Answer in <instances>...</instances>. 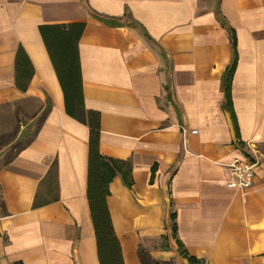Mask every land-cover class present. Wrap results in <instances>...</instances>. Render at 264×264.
<instances>
[{"label": "crops", "instance_id": "1", "mask_svg": "<svg viewBox=\"0 0 264 264\" xmlns=\"http://www.w3.org/2000/svg\"><path fill=\"white\" fill-rule=\"evenodd\" d=\"M77 21L100 152L131 167L132 184L119 174L107 196L125 264L141 250L191 264L180 246L202 264H264V0H0V264H100L89 127L67 114L39 31ZM19 46L34 68L25 91ZM49 103L2 164L17 106L33 121ZM245 157L259 162L254 185L228 187L227 165Z\"/></svg>", "mask_w": 264, "mask_h": 264}, {"label": "trees", "instance_id": "2", "mask_svg": "<svg viewBox=\"0 0 264 264\" xmlns=\"http://www.w3.org/2000/svg\"><path fill=\"white\" fill-rule=\"evenodd\" d=\"M84 29V21L39 26L42 40L64 94L66 112L89 127L87 197L97 240L99 262L100 264H125L122 247L114 230L107 196L109 182L119 174L128 185L132 184L131 167L127 161L105 157L100 152L101 115L98 111L86 109L82 89L78 45ZM15 64L16 85L25 91L34 68L22 46H19L17 50ZM228 87L226 85L227 90ZM50 108L51 103L44 110L41 123ZM37 131L30 141L33 140ZM34 206H37L36 201ZM171 218H175L174 213L171 214ZM180 253L186 256L191 264H202V261L189 255L181 246ZM138 256L142 264H169V262L155 260L145 250H141Z\"/></svg>", "mask_w": 264, "mask_h": 264}, {"label": "rangeland", "instance_id": "3", "mask_svg": "<svg viewBox=\"0 0 264 264\" xmlns=\"http://www.w3.org/2000/svg\"><path fill=\"white\" fill-rule=\"evenodd\" d=\"M21 107L17 106L16 115L12 118L10 123H5L7 131L1 136V141L3 144L11 141H13V143L2 156V164H6L14 153L30 141L40 126L43 118L44 111L31 121L34 117L30 115L31 113H29L28 110L25 111L26 108L24 105ZM169 264L180 263L171 261Z\"/></svg>", "mask_w": 264, "mask_h": 264}, {"label": "built area", "instance_id": "4", "mask_svg": "<svg viewBox=\"0 0 264 264\" xmlns=\"http://www.w3.org/2000/svg\"><path fill=\"white\" fill-rule=\"evenodd\" d=\"M230 180L227 185L238 190L250 189L256 180L259 162L249 157L235 158L229 163Z\"/></svg>", "mask_w": 264, "mask_h": 264}]
</instances>
